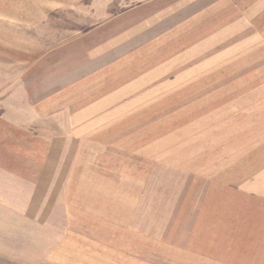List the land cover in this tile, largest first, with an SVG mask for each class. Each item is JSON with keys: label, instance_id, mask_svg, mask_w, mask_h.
I'll use <instances>...</instances> for the list:
<instances>
[{"label": "rangeland", "instance_id": "374dc122", "mask_svg": "<svg viewBox=\"0 0 264 264\" xmlns=\"http://www.w3.org/2000/svg\"><path fill=\"white\" fill-rule=\"evenodd\" d=\"M34 1L0 0V264H60L54 258H65L68 232L92 233L88 222H81L85 208L77 204L72 215L71 193L85 203L90 193L100 198V191L138 194L129 207L149 216L152 240L147 244L149 250L152 242L149 258L155 264H183L171 258L264 264V135L249 128L259 126V120L246 111L250 99H242L257 89L252 82L263 78L264 70L235 64L212 71L210 56L196 54L190 44L191 22L182 35L176 22L144 31L145 23L136 20L148 13L150 0L109 6L104 0H80L72 8L43 12L36 24L28 16ZM155 10L160 13L165 5L156 4ZM17 15L25 21L17 22ZM129 28H142L144 34L130 39ZM166 29L167 40L160 38ZM115 33L122 38L121 48L81 53L83 44L91 47ZM245 40L235 39L234 46ZM106 41L107 46L113 42ZM153 41V49H159L133 52L139 45L151 48ZM216 50L224 56L225 47ZM57 63L66 67L59 70ZM82 64L89 72L81 70ZM85 73V83L92 85L81 102L93 107L89 134L78 133L73 124L70 107L76 100L51 118L35 116V101L61 98L72 89L74 95L72 84ZM137 80L143 83L136 89L115 94ZM14 122L49 146L41 167L24 143L18 146L26 140L24 133L6 127ZM33 176L39 181H29ZM95 201H103L107 212L119 207L117 198ZM95 232L101 244L109 243ZM84 246L77 244L73 252ZM81 259L72 264L90 260ZM93 260L115 264L114 258Z\"/></svg>", "mask_w": 264, "mask_h": 264}, {"label": "crops", "instance_id": "0c3cea01", "mask_svg": "<svg viewBox=\"0 0 264 264\" xmlns=\"http://www.w3.org/2000/svg\"><path fill=\"white\" fill-rule=\"evenodd\" d=\"M79 1L80 0H36L33 2L35 10L28 16L30 17V20L36 24L38 21L42 20L41 16L43 12L47 16L49 12H56L64 8H72L79 4ZM104 1L105 2L102 3L103 6H109L115 4L119 0ZM156 2V0L148 1L145 6H149L148 10H150H146L148 13L146 15H139L136 20L138 23H145L146 29L144 31L147 32L150 28H155L157 24L176 22V32L178 35H182L186 33V23L191 22L193 24L191 32L193 33L194 42L190 44L193 45L196 54H206L210 56V69L212 71L225 69L235 64H242L243 66L241 67L243 70H264V0H192V2L191 0H162L160 2ZM159 3L162 6L165 5V10L160 13L155 10L156 4L159 5ZM190 8H194L193 11H190ZM4 19H6V21H25L22 15H17L15 20L6 16ZM174 25L175 24L172 26ZM130 27L133 26L131 25ZM168 30L169 29H166L165 33L161 34L160 38H166V40L170 39L171 35ZM129 31L131 32L129 36L130 39H137L144 34L142 28H129ZM107 39H111L113 41L111 44H108L109 46L106 44ZM121 39L120 35L116 33L108 35V37L103 36V38L97 43L92 42L93 46L91 47L84 46L83 44L81 47V53L89 54L90 51H93L97 54H105L110 50L121 48ZM235 39L246 40L239 45L234 46ZM224 42L225 46H222ZM163 44H165V41L162 45ZM105 45L109 48V50L106 51ZM70 46L71 45H69V47ZM149 46L150 45H139L133 52L136 54L141 53L140 55L149 54L152 50L154 51L160 47L157 45L156 48L153 49L154 41L153 44H151V48ZM218 46L221 50H224L225 47L223 57H218L219 51L216 50L219 48ZM69 47L67 46L68 49L65 52L66 55H70L72 53L69 51ZM57 64L59 65V68H57L59 70L66 67V63L65 65L64 63ZM218 64H224V66L219 68ZM80 67L82 68L81 70L89 72L87 64H82ZM72 68L73 67H69V69ZM95 69L96 68H93L92 70ZM73 70L74 69H72V71ZM85 74L78 76L82 81L79 80L76 83L73 82L72 86L76 87L74 88V95H72V89L69 95L61 94V98H44L35 101L32 108L35 116L38 119L51 118L56 114L58 115L61 113L59 110L64 108L67 103L76 100L77 105L70 107L73 124L76 126L78 133L89 134L92 131L90 130V120L93 119L91 118L93 107H90L88 104L81 105V102L89 98L88 93L90 92L92 85H89L88 82L85 83L86 80L88 81L87 77H89V73L87 75ZM74 80L76 79L73 78L71 81ZM143 80H137L134 84H127L124 86V89L118 90L119 88H117L116 92L118 93L115 94L119 95V91L127 92L128 90H132V88L136 89L143 83ZM252 83H254L253 87H256L257 89H253L250 95L244 94L242 99L244 102L246 101V98L250 99L249 101L252 103V106L249 104L246 111H248L252 119L259 120V126L251 127L250 125L249 128L261 129L257 131L253 130V133L264 135V77L256 78V80ZM149 101H151V99H149ZM3 123L4 122H2V125ZM6 125L8 130L11 132L16 130L19 135H23L22 133H24V138L26 140L17 144L20 147V145L24 143L25 150L30 151L36 156L35 161L37 162V166L41 167L43 164V150L45 151L47 147L49 149V146L43 144L41 139L34 136L31 137L29 130L19 129V126L21 127L19 123L14 122L12 125L11 123H7ZM19 137L21 138V136ZM10 141L13 145L16 144L13 140ZM8 145H10L9 142ZM37 176H33V178L29 181H39L40 178ZM100 192H103L102 194L100 193V198L95 196V193L88 194V199L85 203L83 202L84 204L81 200V203L78 202L79 199H76V193H71L72 196L69 197L68 205L72 209V215L74 212H77V204L81 205L82 208H85L86 211L83 214L85 216L81 218V222L87 221V230L91 229L92 233L84 235L81 233V235H79V233L74 234L72 231L70 233L67 229V240L64 241L67 248L66 256L65 258L63 256L58 258L59 256L55 255V261L57 263L60 262V264H72L74 258H88L91 260L87 261L88 264H101L99 260L96 261L93 259L114 258L115 264H155L153 258H149V256L153 253V249L151 248L152 242L149 244V250L147 244L148 239L152 240V234L147 231V226L150 223H148L149 216L145 214L146 212H137L136 208L132 206L129 207V203L132 205V200L137 199L138 194L136 192L133 194H122L121 192H118L117 195L111 196L107 195L105 191ZM82 197L85 198L86 194ZM96 198H117L119 207L117 208L115 206L113 212H107L104 210L105 203L103 201L97 203L95 201ZM122 198L130 201L128 203H122ZM122 209L129 211L122 213ZM75 219L79 222L78 218ZM105 225L106 227H104ZM83 230L86 231L85 229ZM95 230H98V233L102 232L101 235L106 237L109 243L106 244L104 242L105 244H101L98 238L96 240L97 236ZM138 230H141L140 235L137 233ZM211 230L212 229H208V231ZM71 238H76L77 241L71 242ZM210 238L212 237L209 236L207 239ZM81 243L86 246H84L80 251L77 249L76 252H73L74 247L78 244L79 248ZM103 245H105V248L102 247ZM140 245H143V247ZM139 247H142V249L139 250ZM171 259L183 264H202L199 258ZM85 263V261H82L81 264Z\"/></svg>", "mask_w": 264, "mask_h": 264}]
</instances>
